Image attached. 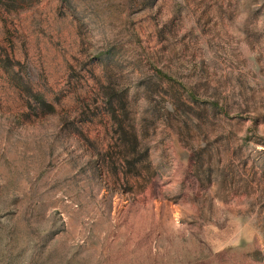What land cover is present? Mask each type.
I'll use <instances>...</instances> for the list:
<instances>
[{
  "label": "rangeland",
  "instance_id": "374dc122",
  "mask_svg": "<svg viewBox=\"0 0 264 264\" xmlns=\"http://www.w3.org/2000/svg\"><path fill=\"white\" fill-rule=\"evenodd\" d=\"M0 264H264V0H0Z\"/></svg>",
  "mask_w": 264,
  "mask_h": 264
},
{
  "label": "trees",
  "instance_id": "16d2710c",
  "mask_svg": "<svg viewBox=\"0 0 264 264\" xmlns=\"http://www.w3.org/2000/svg\"><path fill=\"white\" fill-rule=\"evenodd\" d=\"M117 123H118V130H119V136H120L121 144H122V146H125L126 144H125L124 140L126 137L124 135V126H123L124 124L120 120ZM134 138H137V137H134ZM136 146H137V143H136ZM123 158L127 164H129L131 162L130 158L127 155H124Z\"/></svg>",
  "mask_w": 264,
  "mask_h": 264
}]
</instances>
